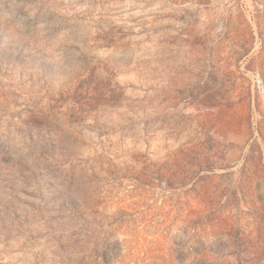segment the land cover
<instances>
[{"label": "rangeland", "instance_id": "1", "mask_svg": "<svg viewBox=\"0 0 264 264\" xmlns=\"http://www.w3.org/2000/svg\"><path fill=\"white\" fill-rule=\"evenodd\" d=\"M0 264H264V0H0Z\"/></svg>", "mask_w": 264, "mask_h": 264}]
</instances>
